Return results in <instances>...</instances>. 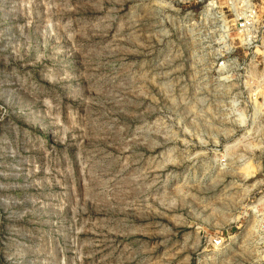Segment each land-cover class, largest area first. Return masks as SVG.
Masks as SVG:
<instances>
[{"label": "rangeland", "instance_id": "rangeland-1", "mask_svg": "<svg viewBox=\"0 0 264 264\" xmlns=\"http://www.w3.org/2000/svg\"><path fill=\"white\" fill-rule=\"evenodd\" d=\"M0 264H264V0H0Z\"/></svg>", "mask_w": 264, "mask_h": 264}, {"label": "built area", "instance_id": "built-area-1", "mask_svg": "<svg viewBox=\"0 0 264 264\" xmlns=\"http://www.w3.org/2000/svg\"><path fill=\"white\" fill-rule=\"evenodd\" d=\"M241 20V21H240ZM252 23H254L251 19H249V18H241V19H239L238 20V26H237V29H238V31L239 32H243L244 30H247V28L250 26V25H252ZM225 65V61H221L220 62V66H224ZM262 106L261 105H257L256 104V102L253 104V106H252V110L254 111V112H256L257 110H258V108H261ZM214 243L216 244V245H220L221 244V239H219V238H216L215 240H214Z\"/></svg>", "mask_w": 264, "mask_h": 264}]
</instances>
